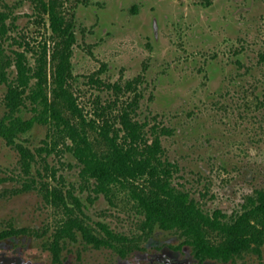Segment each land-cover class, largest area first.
<instances>
[{"label":"rangeland","instance_id":"1","mask_svg":"<svg viewBox=\"0 0 264 264\" xmlns=\"http://www.w3.org/2000/svg\"><path fill=\"white\" fill-rule=\"evenodd\" d=\"M50 3L76 38L68 90L79 113L66 105L62 113L94 149L105 148L102 132L128 140L121 118L128 112L147 144L159 139L173 186L203 211L220 210L232 222L248 199L264 193V0ZM62 39L52 33L42 6L0 0V73L9 82L18 83L16 60L31 77L42 56L44 91L52 100L49 75ZM35 85L30 79L18 114L23 119L37 114L30 97ZM7 92L0 80V118L7 113ZM52 122L50 128L35 123L16 138L31 155L29 168L19 148L0 137V234L25 230L0 240V256L17 264H176L191 257L177 233L155 229L146 235L127 187L98 191L71 152L70 130ZM67 209L105 243L95 246L79 232L75 240L64 236ZM101 225L130 241L111 245ZM54 240L61 248L57 259L49 248ZM129 245L122 255L119 249ZM239 260L264 264V248Z\"/></svg>","mask_w":264,"mask_h":264},{"label":"trees","instance_id":"2","mask_svg":"<svg viewBox=\"0 0 264 264\" xmlns=\"http://www.w3.org/2000/svg\"><path fill=\"white\" fill-rule=\"evenodd\" d=\"M46 11L52 33L59 34L62 39V49L53 57L57 63L49 75L54 87L50 92L44 91L47 83V72L44 71L46 60L41 56L34 75L29 76L27 68L20 59L16 60L18 83L8 81L5 71H1V81L8 86L5 96L7 113L0 118V137L9 145L19 148L24 156L27 168L31 155L17 144L20 134L32 129L35 123L66 127L72 141L71 152L82 165V175L93 179L98 191L107 194L110 188L120 184L127 187L135 199L139 213L143 215L142 224L146 235H151L155 229L174 232L182 238L181 244L192 248L194 257L199 260L214 259L228 261L241 256L245 252H260L264 246V193H258L255 199H248L246 209L232 222L224 221L220 210L207 213L190 198L187 192L175 188L172 184V164L162 159V147L158 138L147 144L139 122L133 120L124 112L121 116L124 132L128 140H119L108 132H102L105 148L94 149L84 132L74 128L62 113L63 109L77 111L79 109L68 90V80L71 77V48L76 41L73 25L65 23L50 0H28ZM19 57L20 54H18ZM47 65V64H46ZM30 79H36V85L31 91V99L38 105L37 114L29 119L18 115L24 106L23 96L27 97ZM57 98V100H55ZM52 119V121H51ZM77 201V200H76ZM68 219L64 222L61 233L75 240L79 232L85 239L100 246L105 242L91 235L76 219L72 209H67ZM107 241L124 243L130 240L126 236L114 234L106 225H101ZM24 232V229L13 230V233ZM11 231H8L9 234ZM4 234H0L2 237ZM62 237L61 235H56ZM55 237V236H54ZM55 239V238H54ZM54 240L51 247L54 259L58 258L60 245ZM112 245V244H111ZM125 249L120 248L123 255Z\"/></svg>","mask_w":264,"mask_h":264},{"label":"flooded vegetation","instance_id":"3","mask_svg":"<svg viewBox=\"0 0 264 264\" xmlns=\"http://www.w3.org/2000/svg\"><path fill=\"white\" fill-rule=\"evenodd\" d=\"M153 26H155V23H153ZM8 231H11V232L8 234L7 233ZM8 231H6V230L2 231L1 234H4V235L2 237H0V240L4 239L6 237H10V236L14 237L15 235L21 234V233H13L12 229L8 230ZM184 245H187V244H182V246H184ZM187 246H189V245H187ZM181 248L179 247L177 249L181 250ZM262 248H264V246L260 247V252H253L252 251V253L261 254ZM191 249L192 248L190 247L191 257L188 260H185V261H182V262H179V263H176V264H239V262H240L239 259H240L241 256L233 257V258L229 259L228 261H221V260H214V259L199 260L198 258L194 257L193 252H192ZM17 262L18 261H17L16 258H12V257H9L7 255L0 256V264H17ZM168 264H172V263H168Z\"/></svg>","mask_w":264,"mask_h":264}]
</instances>
